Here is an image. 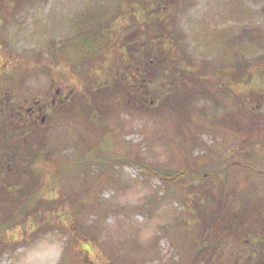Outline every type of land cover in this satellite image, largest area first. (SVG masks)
<instances>
[{
    "label": "rangeland",
    "instance_id": "rangeland-1",
    "mask_svg": "<svg viewBox=\"0 0 264 264\" xmlns=\"http://www.w3.org/2000/svg\"><path fill=\"white\" fill-rule=\"evenodd\" d=\"M134 22L150 24L148 54L160 29L183 42L189 79L145 63L128 91L110 81L132 62ZM12 101L21 120L39 113L22 161L59 173L36 198L43 170L10 183ZM0 160V264H198L176 224L196 206L238 210L248 175L264 183V0H0ZM234 248L218 261L236 264Z\"/></svg>",
    "mask_w": 264,
    "mask_h": 264
},
{
    "label": "trees",
    "instance_id": "trees-1",
    "mask_svg": "<svg viewBox=\"0 0 264 264\" xmlns=\"http://www.w3.org/2000/svg\"><path fill=\"white\" fill-rule=\"evenodd\" d=\"M141 13H143V10H141ZM149 26L150 24L148 22H134L133 25L131 24L126 26L125 32H127V34H129L132 30L135 33L137 32L135 35L136 43L134 48L126 45V53L128 54V58H131L133 64L132 62L130 63L126 61V64L121 67L122 62H116L117 66H114L116 68V73L114 77L110 76V81H113L112 83H114V85L119 84L126 87L127 91V87H131V83H133L135 79V73L139 72L140 67L145 65V63L150 65L154 73L157 72V75L159 73L162 76L164 75L163 78H167L168 81H174L175 76L179 77L180 82L185 81L188 78H185V75L187 76L185 71H189L187 68L190 67H185L183 63L186 62L178 58L180 54H175V52H178L179 47L182 48L181 44L183 42L179 40V38L173 37L172 35L167 36L169 32L162 31L160 29V33L158 35H160L162 39L156 46V51L159 54L156 53L155 47H153V55L144 51L148 44H154L151 37H148V34L151 35L150 30H147V28L149 29ZM153 56L158 57L159 61L155 62L153 60ZM189 65L191 64L189 63ZM108 68L109 69L104 73L108 74V72H112V68ZM101 74H103V72ZM136 81L138 83V80ZM99 89L102 90V88ZM93 100L99 106L102 104L104 98L100 96L99 98H93ZM132 101L134 102L137 100L133 97ZM16 104V102L13 103L12 107L14 105L15 106L13 108L11 107V116L9 115L8 117L6 115L5 120H2L4 124L2 123L3 125L1 126V131L6 134L5 137L8 138V135L13 133L12 139L15 138V141H17L13 144L16 150L10 149V152L7 154L8 159L6 158V162H10L11 159L14 160L13 157L18 156L17 162H14L17 166L15 167L14 164H11V166L13 165L14 167L13 169L18 172V175L13 176L10 183L13 181V183H15V185H19L21 189L23 186L28 189L29 186L27 185V178L29 177V173H34V170H43V172H45L43 185L39 186L37 183L34 187L30 188L32 192L31 197L36 198L40 190H45V187H50L51 185L54 186L56 184L59 173H52L49 170H46V168L41 169L38 162H36V158H38V156L35 153H27L28 157L34 155L32 160L24 159V162L22 161L23 158L21 157V153H18V151H21L22 148L24 152V148L26 150L28 147L32 146L30 137L33 134L31 136L28 134L32 132L30 128L35 127V122L32 118H29L28 115L25 120H21L19 117L21 115L20 113H22L21 105L16 106ZM29 129L31 132H28ZM22 142L23 145H21ZM13 151L15 152V155L13 154ZM25 165L27 166L23 169ZM33 165L35 166L34 170ZM9 166L10 164H7V168ZM2 167L4 168V165H2ZM21 171L22 173H20ZM254 176L261 178L262 172H258ZM248 181L252 182V184H249L247 186L248 189L244 191L245 197L241 201L242 205L238 208V210H235L234 208V210H232L233 205H231V208H227L225 212H222L220 210L221 207H217V205L214 204L212 207H210L211 205L207 206L206 212L202 213V210H198L199 208L196 206V214H192L191 218H188V220L187 217L184 216L180 218V220L186 219V224H176L177 226L175 231L177 236L175 235V237H177V239L181 242H191L190 244L196 250L195 257L199 260L197 261L198 264H222V262L218 261V259H225L228 248L233 246L235 247L233 253L239 248V251L236 253L240 255L236 258V264H264V183L261 185L256 184L255 180H251L250 175L247 176L246 182ZM8 183L9 181L5 180V173L0 171V190L2 188L0 197L8 198L7 200L11 197V194L8 193L6 189L4 190L5 185ZM3 190L6 195L3 193ZM39 194H41V192ZM20 198L21 194L17 197L13 196V200H15L14 203H17ZM28 198L25 197L23 200L25 206H27L26 203H30ZM21 213V210L19 213L11 211L10 217L14 216L17 222L22 219ZM10 217L5 219L6 226L14 223L9 222ZM188 223L192 225L193 230H185V226L188 225ZM241 244H248L245 249L243 248L244 250L242 253H240V248H242Z\"/></svg>",
    "mask_w": 264,
    "mask_h": 264
},
{
    "label": "flooded vegetation",
    "instance_id": "flooded-vegetation-1",
    "mask_svg": "<svg viewBox=\"0 0 264 264\" xmlns=\"http://www.w3.org/2000/svg\"><path fill=\"white\" fill-rule=\"evenodd\" d=\"M27 111H28V110H27ZM21 114H22V113H21ZM29 114H30V115H29L30 118H32V119H33V118L37 119L39 113L35 112L34 109H30V110H29Z\"/></svg>",
    "mask_w": 264,
    "mask_h": 264
}]
</instances>
